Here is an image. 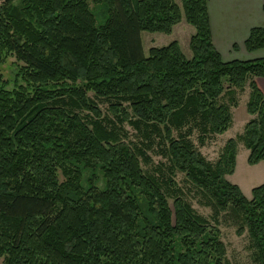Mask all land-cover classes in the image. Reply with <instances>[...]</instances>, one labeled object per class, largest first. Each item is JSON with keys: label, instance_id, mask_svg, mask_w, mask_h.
Here are the masks:
<instances>
[{"label": "trees", "instance_id": "1", "mask_svg": "<svg viewBox=\"0 0 264 264\" xmlns=\"http://www.w3.org/2000/svg\"><path fill=\"white\" fill-rule=\"evenodd\" d=\"M182 18L194 27L190 57L175 40L144 55L142 31L168 34ZM263 45L264 30L252 28L245 49ZM8 53L25 85L5 89L0 75L3 264H228L220 217L246 232L264 264V183L247 198L227 179L238 141L248 164L264 162V94L254 80L264 77V56L223 60L207 0H0V61ZM246 84L250 118L211 162L189 136L196 130L203 145L227 130ZM89 91L108 102V115ZM124 124L139 145L125 141ZM154 138L213 223L172 176L142 170V147Z\"/></svg>", "mask_w": 264, "mask_h": 264}, {"label": "rangeland", "instance_id": "2", "mask_svg": "<svg viewBox=\"0 0 264 264\" xmlns=\"http://www.w3.org/2000/svg\"><path fill=\"white\" fill-rule=\"evenodd\" d=\"M179 4V0H175ZM18 1L14 2L17 4ZM89 8L95 13L103 11V8L98 4L89 1ZM194 33V27L188 24L183 18L179 23L172 27L171 33L162 32H146L140 33L142 41L143 53L148 54V49L153 46H164L175 40L178 42L185 56L190 57L191 52L188 46L189 38ZM21 63L13 54H5V57L0 61V75L6 82L5 89L12 90L19 85H25L20 73ZM249 94V86L246 84L244 90L239 92L237 105L230 108L231 124L222 134L213 135L202 145L198 142L197 131L194 130L189 139L194 147L209 161L214 162L222 151L225 141L229 138H234L243 130L245 122L250 118L246 112L245 103ZM91 98L101 110L103 115H108V102L104 98L94 96L93 92H88ZM84 114L86 112H83ZM124 139L131 144L139 145V135L129 125L124 124ZM175 135V133H174ZM147 160L139 157L141 168L145 173H156L163 177L172 176V187H178L182 191L184 199L191 205L194 211L202 217L213 223L211 217V209L202 203L200 192L187 180L183 173L177 170H172L167 159V155L163 148V141L154 138L152 143L143 146ZM248 150L244 147L241 141L237 142L236 163L234 172L227 176V179L236 184L241 192L247 198L250 197L252 187L264 183V162L260 161L257 164L251 165L247 163ZM168 202L172 204V198H168ZM218 228L221 233V239L226 246V260L228 264H256L253 259L252 251L249 248V240L246 232L241 236L236 235L235 226L229 221L220 217ZM0 264H3V259L0 257Z\"/></svg>", "mask_w": 264, "mask_h": 264}, {"label": "crops", "instance_id": "3", "mask_svg": "<svg viewBox=\"0 0 264 264\" xmlns=\"http://www.w3.org/2000/svg\"><path fill=\"white\" fill-rule=\"evenodd\" d=\"M264 0H207L212 42L223 60L264 56L263 47L247 51L244 41L254 27L264 30ZM264 94V77H255Z\"/></svg>", "mask_w": 264, "mask_h": 264}]
</instances>
